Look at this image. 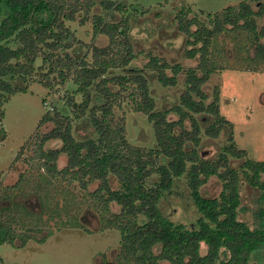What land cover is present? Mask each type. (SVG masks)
<instances>
[{"label": "trees", "instance_id": "obj_1", "mask_svg": "<svg viewBox=\"0 0 264 264\" xmlns=\"http://www.w3.org/2000/svg\"><path fill=\"white\" fill-rule=\"evenodd\" d=\"M95 5L96 0H0V123L3 105L11 95L26 92L35 82L51 90L52 76L59 78V85L71 81L73 89L64 92L60 107L46 110L37 125L52 123V127L45 132L36 129L27 141L37 145L36 157L51 176L76 182L102 211H108L111 203L120 207L100 218L101 229L115 228L120 233L116 264H264V161L250 159L244 149L236 147L233 125L220 114L218 88L210 96L203 90L218 68L210 49L220 33L250 35L254 59L264 64V25L257 24L264 16V3L243 0L220 12H207V21L189 17V7L177 11L176 26L188 46L184 55L197 57V64L187 68L157 55H149L142 67L131 66L136 53L128 17L106 20L94 12ZM100 6L108 13L125 9L122 0H102ZM79 14L81 24L91 21L94 35L108 38L103 46L92 45L90 60L61 53L78 41L66 22ZM144 70L153 72L163 87L176 86L183 74L184 89L178 102L157 109ZM124 98H130L134 111L151 122L155 147L128 142L123 119H116L114 112ZM197 115L209 117L208 124L202 126ZM79 118L88 119L95 137L77 139L73 135L72 119ZM221 133H226L227 143L215 157H205L200 151L202 135L217 138ZM5 137L1 128L0 142ZM51 140L60 146L45 148ZM61 154L66 160L59 167ZM230 159L242 162L234 167ZM154 175L157 180L150 183ZM213 176L221 183L219 194L202 195V186ZM180 178L199 213L188 227L173 223L160 209L161 198L172 192ZM93 183L96 187L89 190ZM242 183L257 191L251 223L240 218ZM0 198L13 202L8 196ZM17 206L27 212L20 203ZM4 208L0 206V211ZM15 220L9 213L0 219V245L15 244L16 239L22 245L29 237L28 229L17 233ZM0 264L5 263L0 259Z\"/></svg>", "mask_w": 264, "mask_h": 264}, {"label": "rangeland", "instance_id": "obj_2", "mask_svg": "<svg viewBox=\"0 0 264 264\" xmlns=\"http://www.w3.org/2000/svg\"><path fill=\"white\" fill-rule=\"evenodd\" d=\"M101 1L96 0L94 12L101 13L106 20H119L124 16L129 19V36L136 53L131 66L142 67L149 55H157L169 63L178 62L187 68L197 64V57L188 59L184 55L188 46L185 35L177 29L176 12L189 7V17L195 15L207 21V12H220L243 0H122L125 9L110 13L102 9ZM252 7L256 8L254 4ZM80 15L74 21L66 22L78 41H72L70 47L61 53L90 60L92 45L103 46L108 38L94 35L91 21L81 24ZM257 24L258 27L264 25V16L257 19ZM261 42L264 43V39ZM210 51V57L218 68L210 75L203 90L210 96L213 88H218L220 114L233 125L236 147L244 149L248 158L264 161V64L254 59L252 38L244 31H225L213 38ZM39 62L37 60V64ZM119 72L122 71L113 70V73ZM143 73L157 109H166L178 102L184 89L183 74H180L176 86L163 87L153 72L144 70ZM51 79L53 89L35 82L28 86L26 92L11 95L3 105L0 131L2 128L6 137L0 142V196H8L14 203L0 201V206L5 207V211H0V219H5L8 213L15 216L19 235L27 229L37 231L27 230L29 237L22 245H19L21 239L15 240L16 245H0V259L5 264H116L120 233L115 228L101 229L100 218L118 212L120 207L111 203L108 211H102L76 182L51 176L36 157L37 145L27 141L36 129L45 132L52 127V123L38 128L37 125L46 110L60 107L64 92L73 89L71 81L59 85L56 84L59 78L56 80L52 76ZM13 83L22 84L21 81ZM76 99L80 100V96L77 95ZM61 110L73 118L66 108ZM114 110L115 118L123 119L128 142L145 148L155 147L151 122L145 114L134 111L130 98H124ZM196 118L202 126L209 122L207 116L197 115ZM72 128L77 139L95 137L87 118L72 119ZM226 143V133L217 138L202 135L200 151L205 157L213 158ZM59 146V141L51 140L45 148ZM65 160V155L61 154L58 166L61 167ZM241 162L242 159H230L234 167ZM156 180L154 175L150 183ZM96 185H90L89 190ZM112 186L116 188L117 184L113 182ZM220 189V181L213 176L202 186L201 193L213 197L219 194ZM240 197V218L251 223L252 209L257 206L254 202L257 191L242 183ZM19 203L27 212L19 209ZM160 209L173 223L187 227L194 225L199 215L183 178L175 181L171 193L163 195Z\"/></svg>", "mask_w": 264, "mask_h": 264}]
</instances>
